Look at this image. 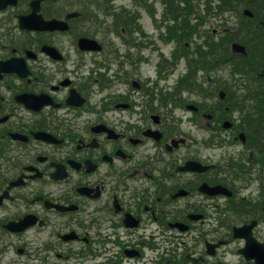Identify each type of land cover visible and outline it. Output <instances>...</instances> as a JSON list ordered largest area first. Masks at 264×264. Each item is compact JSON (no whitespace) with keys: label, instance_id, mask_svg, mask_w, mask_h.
Instances as JSON below:
<instances>
[{"label":"flooded vegetation","instance_id":"af4514ba","mask_svg":"<svg viewBox=\"0 0 264 264\" xmlns=\"http://www.w3.org/2000/svg\"><path fill=\"white\" fill-rule=\"evenodd\" d=\"M94 9L0 0V264H264V28L250 86L199 92L196 135L167 121L179 93L106 92V54L79 46Z\"/></svg>","mask_w":264,"mask_h":264},{"label":"rangeland","instance_id":"374dc122","mask_svg":"<svg viewBox=\"0 0 264 264\" xmlns=\"http://www.w3.org/2000/svg\"><path fill=\"white\" fill-rule=\"evenodd\" d=\"M113 1H114V3L117 6H120L121 4H124V5L128 4L129 7H131L134 0H113ZM152 1L153 0H149V2H152ZM195 2L198 4V6H201V7H203L204 3H205L204 0H195ZM218 2H219V0H214L213 4L216 5ZM160 4L161 3H160L159 0L157 2H155V8H156L155 17H156V19H159V17H161V12H162L161 9H162V7H161ZM140 13L142 15V17L140 18L141 24L145 27V31L148 34V36L150 38L154 39L155 41H157V45H159L160 50H162V51H164L166 53V57H171L173 49L175 48V43H176L175 40L171 41V44H168V45L164 44L160 40H158L157 39V33H160V31H159V29L156 28V24H155V21H154L153 17L150 16V14H148L144 10L140 11ZM108 21H109V23H112L111 19H109ZM230 21L234 22L236 20L234 18H231ZM209 22H211V20H209ZM209 22L205 21V24H209L211 26V28L213 29L214 28L213 27V23L212 22L209 23ZM213 22H216V21L213 20ZM216 29H218V28H216ZM139 36L140 35H137V37H139ZM107 38L110 39V41L113 44H118V45L121 46L122 50H125V46H123L121 44V40L118 39L117 37H115L111 32L108 34ZM107 45H108V43H106V47H107ZM153 49L155 50V52H153V53L150 50L145 51L146 56L150 59V62L147 65H143L142 71H141V76H142V78L145 77L146 80H148V78L146 77L148 75L150 77H153L154 79H156L157 67H158V63H159V60H160V52H159V49L156 48V46ZM150 56H152L153 60H151ZM182 66H185V64L183 63L180 66H178L176 74L175 75H171L168 78V80H164V81H162V83H164L165 85L172 86L174 84V82H175L177 74L180 71H183ZM185 69L186 68H184V70ZM113 85H114L113 88L117 87V84H113ZM193 98H196V97L193 96ZM115 114L118 115V112H115ZM173 114L175 115V113H173ZM173 114H169V116L173 117ZM176 114L181 116V118H182L181 122H182V124H183L185 129L191 130L196 135H198V133L199 134L203 133L201 131H196L197 127L194 124L191 123V125H188L190 123V121L188 120V117H189V115H191V113L186 112L185 110L181 109V110L176 111ZM155 152H156V150H155ZM91 264H94V263L91 262Z\"/></svg>","mask_w":264,"mask_h":264},{"label":"trees","instance_id":"16d2710c","mask_svg":"<svg viewBox=\"0 0 264 264\" xmlns=\"http://www.w3.org/2000/svg\"><path fill=\"white\" fill-rule=\"evenodd\" d=\"M190 1L191 2L189 3V10L193 11L194 10V6L192 2L193 0ZM205 1H206L205 9H204L205 12H211V11L223 12L226 8H230L234 4L240 5L242 3L241 1H236V0H219L217 5H213L214 0H205ZM252 4L258 7L262 15H264V0H257L255 3L252 2ZM246 5L251 7V4L249 3H246Z\"/></svg>","mask_w":264,"mask_h":264},{"label":"water","instance_id":"95a60500","mask_svg":"<svg viewBox=\"0 0 264 264\" xmlns=\"http://www.w3.org/2000/svg\"><path fill=\"white\" fill-rule=\"evenodd\" d=\"M246 13H248V14H250L251 12L249 11V10H246ZM234 50H244V48L243 47H241V46H239V45H237V44H235L234 45Z\"/></svg>","mask_w":264,"mask_h":264}]
</instances>
